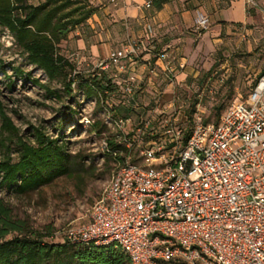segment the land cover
<instances>
[{
  "label": "built area",
  "instance_id": "obj_1",
  "mask_svg": "<svg viewBox=\"0 0 264 264\" xmlns=\"http://www.w3.org/2000/svg\"><path fill=\"white\" fill-rule=\"evenodd\" d=\"M244 3L258 6V0ZM208 25L207 14L198 11L196 29ZM150 41L130 37L91 69L115 66L114 75L127 74L123 89L132 93L140 78L138 54ZM169 56L161 52L156 63L173 86L175 63ZM147 67L155 73L154 66ZM156 109L163 114L160 130L157 135L150 130L148 138L143 133L151 126L149 119L139 120L134 134L125 136L130 117H108L128 154L92 203L88 219L55 234L71 242L112 243L131 264H264V74L245 99L227 105L217 123H205L196 114L186 138L174 101ZM101 149L111 151L107 138Z\"/></svg>",
  "mask_w": 264,
  "mask_h": 264
},
{
  "label": "rangeland",
  "instance_id": "obj_2",
  "mask_svg": "<svg viewBox=\"0 0 264 264\" xmlns=\"http://www.w3.org/2000/svg\"><path fill=\"white\" fill-rule=\"evenodd\" d=\"M259 17V22L252 23L253 29L248 37L235 35L236 43L242 46L239 52L233 51L232 44L228 45L208 58L214 60L208 69L200 67L205 60L200 65L197 62L198 65H193L191 73L179 84L164 87L160 101L166 103L174 99L185 128L190 127L196 114L215 120L231 101L246 98L264 68V15L261 10ZM205 46L207 50L208 46ZM59 51L75 64L78 71L73 75L71 93L59 81L49 80L42 69L29 63L11 33L0 26V99L7 113L24 138L33 140V127L59 138L65 150L73 155L75 164L69 174L59 175L29 192L18 193L8 186H1L0 197L11 206L12 214L24 218L32 228L52 230L53 236L47 239L55 241L63 240L62 233L55 234V231L88 219L92 203L102 195L110 179L115 160L101 149V140L110 138L108 117L112 114L108 108L117 104L121 97L118 87L86 95L84 80L91 79L96 71L91 69V54L73 48L66 40L60 42ZM74 51L83 53L85 60L77 63L72 59ZM16 66L29 72L30 77L19 76L13 69ZM186 66L187 61L182 70H186ZM197 69L198 73L192 75ZM98 72L101 73L97 76L102 83L105 82L108 72L101 69ZM32 77L59 95L47 91ZM85 118L89 121L85 122ZM2 136L0 133V138ZM16 154V147L12 144L11 155L15 158ZM5 155L6 148L0 143V159Z\"/></svg>",
  "mask_w": 264,
  "mask_h": 264
},
{
  "label": "trees",
  "instance_id": "obj_3",
  "mask_svg": "<svg viewBox=\"0 0 264 264\" xmlns=\"http://www.w3.org/2000/svg\"><path fill=\"white\" fill-rule=\"evenodd\" d=\"M94 9L88 0H38L37 2L0 0V26L11 33L29 63L42 69L49 80L59 81L63 88L71 93L73 75L78 71L75 70V64L59 51V45L62 40L68 38L70 30L84 24ZM150 29V27L147 28V31ZM201 30L203 29L197 31ZM243 30L241 29V31ZM148 32H150L149 35L132 37L151 38L149 43H145L147 48L138 54V65L135 72L140 75V78L132 93H127L123 89L127 74L118 72L114 75L115 66L101 70L104 73H109H107V80L103 83L100 76H97L101 73L98 72V69H94L96 71L91 79L84 80L88 96L105 91L107 88L118 87L121 97L117 104L111 105L108 109L112 114L111 117H130L131 121L125 126V136L134 134L135 126L141 119H149L151 124L149 128L145 129L143 137L148 138L150 130H153V135L159 133L163 114L159 113L156 106L165 104L160 101L164 87L172 88L174 86L167 84L160 64L156 63L161 52H168L167 48L157 50L154 56L148 59L140 58L144 53H153L157 47L155 35L151 33V30ZM248 35V33L245 34V38ZM169 55L173 61V54L169 53ZM71 58L80 63L85 60V55L74 51L71 53ZM93 60H91L92 64ZM148 64L155 67V73L149 72ZM182 68L177 66V69ZM13 69L19 76L30 77L29 72H25L18 66ZM262 74H264V68L258 78ZM258 78L254 81L251 89ZM31 79L44 86L47 91L59 95L56 90L41 83L38 78L32 77ZM180 81L181 79H175L174 84H179ZM146 97L147 100H145ZM170 101H174V99ZM177 109L178 122L183 128L184 138H186L192 124L189 128H185L180 117V110ZM224 110L215 120L202 118V121L217 123ZM0 118V133L3 134L0 143L6 148V155L0 159V187L8 186L14 192L25 193L37 189L59 175L69 174L75 169L73 155L65 150L64 144L62 141L59 142V138L46 135L38 127L32 129L33 140L24 138L20 134L18 126L14 124L7 113L1 99ZM93 124L96 125L97 122ZM107 140L111 151L122 150L124 153L107 152L115 160L113 172L129 150L122 142L117 141L114 131L110 132V138ZM12 144L15 145L17 151L15 158L11 155ZM131 159L139 160L136 156H132ZM52 236V230L34 229L24 218L12 214L11 206L0 197V264H131L128 256L112 243L71 242L64 237L62 241L47 239Z\"/></svg>",
  "mask_w": 264,
  "mask_h": 264
},
{
  "label": "crops",
  "instance_id": "obj_4",
  "mask_svg": "<svg viewBox=\"0 0 264 264\" xmlns=\"http://www.w3.org/2000/svg\"><path fill=\"white\" fill-rule=\"evenodd\" d=\"M88 1L95 8L93 13L84 24L70 30L66 39L73 48L89 52L96 60L121 46L126 38L149 35L151 30L157 47L140 58L148 59L167 48L174 57L176 80L184 79L197 62L200 65L205 60L200 67L208 69L214 61L208 58L228 45L239 52L242 46L236 43L235 35L251 33L252 23L260 21L259 10L264 15V0H258L260 8H248L243 0H151L148 7L143 5L145 0H120L118 5L110 0ZM198 11L209 17L208 27L201 31L195 27ZM179 60L187 61L186 70L177 69Z\"/></svg>",
  "mask_w": 264,
  "mask_h": 264
}]
</instances>
